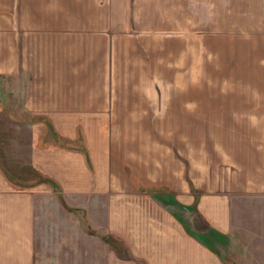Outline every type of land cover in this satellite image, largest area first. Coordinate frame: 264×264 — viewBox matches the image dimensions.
I'll list each match as a JSON object with an SVG mask.
<instances>
[{"label":"crops","instance_id":"crops-1","mask_svg":"<svg viewBox=\"0 0 264 264\" xmlns=\"http://www.w3.org/2000/svg\"><path fill=\"white\" fill-rule=\"evenodd\" d=\"M170 11L177 24L178 80L200 72L196 37L201 38L202 26L212 34L232 35L230 25L238 24L241 106L219 103L216 111L225 121L241 117L240 126L232 120L219 123L225 132L235 131L240 147L226 157L230 165L220 178L208 169L202 178L200 157L186 156L179 146L175 162L168 148L165 157L157 156L147 139L142 144L129 140V171L115 159L114 117L135 121L151 114L152 39L167 37ZM185 37L188 42L181 45ZM187 82L197 83L195 78ZM138 95L149 108L139 106ZM12 110L38 117L15 124L18 131L27 127L28 162L37 179L52 180L69 205L89 215L101 208L104 233L127 246L128 255L121 257L100 236L87 235L99 243L87 251L81 246V264L90 258L91 264H228L180 218L181 213L190 221L197 216L204 232L230 235L232 197L264 193V0H0V115H15ZM133 128L152 131L143 124ZM165 187L174 204L142 191ZM56 192L48 181L18 184L0 161V264H59L56 251L41 255L39 240L44 218L39 202L44 195L56 198ZM65 244V250L76 253Z\"/></svg>","mask_w":264,"mask_h":264},{"label":"rangeland","instance_id":"rangeland-1","mask_svg":"<svg viewBox=\"0 0 264 264\" xmlns=\"http://www.w3.org/2000/svg\"><path fill=\"white\" fill-rule=\"evenodd\" d=\"M170 13L167 37L163 36L162 39H157L153 36L152 39L150 75L153 77L154 99L152 110H150L151 114L138 116L135 121L132 117H114L115 130L112 131V135L115 144L113 143V148L115 151H119L118 155H115V159L119 160L122 171H129L131 165L129 156H127L129 140L135 137L136 144H142L141 140L147 139L145 141H147L150 151L154 149L157 156L165 157V149L168 148L169 158L173 157L172 160L175 162L176 149L179 146L184 149L186 156L187 153H190L200 157L202 178L204 177L203 170L206 169L220 178L219 175L225 171V167L230 165L228 162L226 163V157L235 155L240 147L239 141L233 133L235 131L225 132L220 124L231 123L232 120L233 124L240 126L241 117L234 115L232 119L225 121V117L218 115L216 111V104L219 103L222 105L231 104L234 108L241 106V83L238 79L240 73L237 71L241 64V37L239 31L234 29L238 24L232 21L233 24L230 25V29L233 28L232 35L212 34V31L202 26L201 38L196 37L200 43V72L190 74V76L186 73L185 77L179 76L180 80H178L176 62L179 42L175 32L177 24L175 13L172 11ZM179 40L183 45L188 42V37ZM186 68L185 66L180 71L182 72ZM193 78L197 83L187 82L188 79L190 81ZM197 94L200 96V101L197 100ZM159 95L162 96V99L158 98ZM193 98L195 101L192 100ZM145 101L141 100L138 95L139 106L149 108L148 102ZM191 102H194V106ZM13 103L15 107H22V105L16 106L15 100ZM209 107L212 108L209 109ZM192 110L195 112L194 116L190 114ZM14 111L15 115L13 113L7 118L0 115V161L15 182L30 186L42 181L37 179L28 162L30 138L28 130L25 129L27 127L18 131L15 124L18 121L27 123L38 119V117L25 115L23 110L22 112ZM217 117L220 118L219 122ZM134 123L152 127V131L134 130ZM225 140H228L227 145L229 142V146H226ZM184 162L185 168L188 170L190 164L186 159ZM233 163L232 161L231 165ZM123 182L126 185L122 187H126L127 181ZM142 191L156 192L159 197L163 196L161 201L173 203L169 188ZM39 203L41 211L44 212V218L39 228L41 229L39 232L42 233L39 237L41 248L45 251V254H41L42 256L56 251L55 253L59 254V264H81L80 250L82 247L85 246L86 251L89 248L95 247L96 249L97 243H99L97 240H90L91 238L89 239L87 235L100 236L103 240L106 237L111 242L105 241L113 248H117L121 257L128 255L127 246L122 240L104 233L105 228L101 226H104L106 218L105 212L101 208L91 209L89 215L83 207L63 202L57 192L56 198H52V195H44L43 200ZM181 215H184V220H186L185 218L189 219L187 214L181 213ZM88 218L99 223V227L89 225ZM186 221L194 231L204 233L203 230L206 226L201 218L195 216L191 221L189 219L190 222ZM232 221L231 234L224 235L225 237H216L218 240L214 244L222 258L228 264H264V193L234 195L232 197ZM77 225L80 229L76 228ZM86 239L90 241L87 242ZM114 239H117L118 243ZM66 242H69V249L73 246L77 250L76 253H69L70 250H65ZM88 261L89 264L94 263L93 258L86 259V263Z\"/></svg>","mask_w":264,"mask_h":264},{"label":"trees","instance_id":"trees-1","mask_svg":"<svg viewBox=\"0 0 264 264\" xmlns=\"http://www.w3.org/2000/svg\"><path fill=\"white\" fill-rule=\"evenodd\" d=\"M40 180H41L42 182H44V181H45V182H46V181L51 182V183L53 184V186L55 187L56 191H58V194H59L61 200H62L63 202H65V201H64V197H63L62 193L60 192V189L58 188V185H56L52 180L46 179V178H44V177H40ZM153 195H154L156 198H158L159 200H161L162 197H163L162 195H160L161 197H159L158 193H154ZM171 197L173 198V203H172V202H164V201H162V202H164L165 204H174V203H175V198H174L173 196H171ZM184 208H187V207H184ZM194 208L196 209V205L194 206ZM194 208L191 207V210H193ZM180 221L184 224L186 230H187L189 233H191V234H192L193 236H195L199 241H201L202 243H204L205 245H207L211 250L215 251L216 253H219V251L217 250L216 246H214V244H215L216 241L218 240V238H216V237H218V236L225 237L224 235H226V234L221 233V232H219L218 230H215V229H209V231H206V232H204V233H200V232H198V231H194V230L189 226L188 222H186L184 219H181V218H180ZM104 239L107 240L108 242H111V240H110V239H107L106 237H104ZM114 241H115L116 243H118V240H117V239H114Z\"/></svg>","mask_w":264,"mask_h":264}]
</instances>
